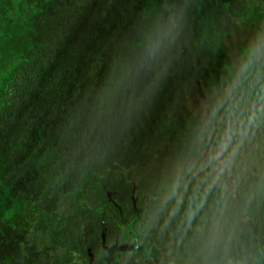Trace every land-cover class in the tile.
I'll use <instances>...</instances> for the list:
<instances>
[{
	"label": "trees",
	"instance_id": "16d2710c",
	"mask_svg": "<svg viewBox=\"0 0 264 264\" xmlns=\"http://www.w3.org/2000/svg\"><path fill=\"white\" fill-rule=\"evenodd\" d=\"M0 82V264H264V0L174 19L151 0H26ZM225 53L232 81L202 87ZM222 86H224L222 88Z\"/></svg>",
	"mask_w": 264,
	"mask_h": 264
},
{
	"label": "rangeland",
	"instance_id": "374dc122",
	"mask_svg": "<svg viewBox=\"0 0 264 264\" xmlns=\"http://www.w3.org/2000/svg\"><path fill=\"white\" fill-rule=\"evenodd\" d=\"M230 0H151L149 11H164L174 19L197 12L209 15L225 5ZM33 9L26 0H0V82L2 75L29 44V18ZM225 78L224 89L232 81V72L228 57L222 53L214 62L210 74L205 78L202 87L207 90L204 98L214 95L213 86ZM229 87V86H227ZM229 113L238 114L254 119H264V66L257 76L242 78L231 83V91L227 95ZM114 245L104 246L105 255L94 258L91 251L85 257L75 259L74 264H116L118 251ZM260 253H264V244L260 245Z\"/></svg>",
	"mask_w": 264,
	"mask_h": 264
},
{
	"label": "flooded vegetation",
	"instance_id": "af4514ba",
	"mask_svg": "<svg viewBox=\"0 0 264 264\" xmlns=\"http://www.w3.org/2000/svg\"><path fill=\"white\" fill-rule=\"evenodd\" d=\"M113 248V247H112ZM117 250V249H116ZM105 251V250H104ZM105 255V252L104 254L102 255V257ZM93 257L95 258V256L93 255ZM117 257H118V253H117ZM117 257H116V263H117Z\"/></svg>",
	"mask_w": 264,
	"mask_h": 264
}]
</instances>
